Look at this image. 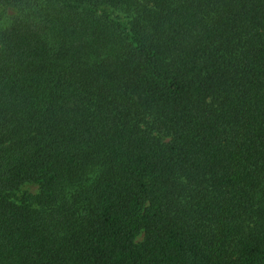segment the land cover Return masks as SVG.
<instances>
[{"label": "trees", "instance_id": "16d2710c", "mask_svg": "<svg viewBox=\"0 0 264 264\" xmlns=\"http://www.w3.org/2000/svg\"><path fill=\"white\" fill-rule=\"evenodd\" d=\"M0 264H264V0H0Z\"/></svg>", "mask_w": 264, "mask_h": 264}]
</instances>
